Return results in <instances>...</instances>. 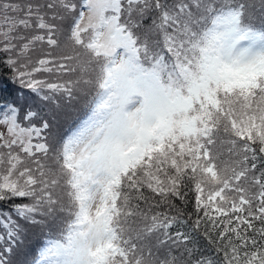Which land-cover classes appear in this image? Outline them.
Segmentation results:
<instances>
[{
    "label": "snow or ice",
    "instance_id": "1",
    "mask_svg": "<svg viewBox=\"0 0 264 264\" xmlns=\"http://www.w3.org/2000/svg\"><path fill=\"white\" fill-rule=\"evenodd\" d=\"M0 264H264V0H0Z\"/></svg>",
    "mask_w": 264,
    "mask_h": 264
},
{
    "label": "trees",
    "instance_id": "2",
    "mask_svg": "<svg viewBox=\"0 0 264 264\" xmlns=\"http://www.w3.org/2000/svg\"><path fill=\"white\" fill-rule=\"evenodd\" d=\"M16 89L12 85H8L2 92V96L5 99H11L14 96ZM71 122V121H70ZM53 239L56 238L55 236L52 237Z\"/></svg>",
    "mask_w": 264,
    "mask_h": 264
}]
</instances>
